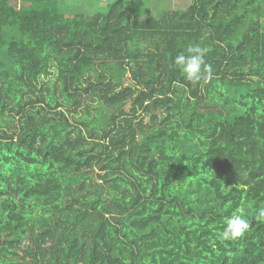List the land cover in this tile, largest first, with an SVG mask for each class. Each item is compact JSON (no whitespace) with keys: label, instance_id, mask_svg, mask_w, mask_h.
Segmentation results:
<instances>
[{"label":"trees","instance_id":"1","mask_svg":"<svg viewBox=\"0 0 264 264\" xmlns=\"http://www.w3.org/2000/svg\"><path fill=\"white\" fill-rule=\"evenodd\" d=\"M21 1L0 0V264H264V0ZM189 43L207 82L173 66Z\"/></svg>","mask_w":264,"mask_h":264},{"label":"clouds","instance_id":"2","mask_svg":"<svg viewBox=\"0 0 264 264\" xmlns=\"http://www.w3.org/2000/svg\"><path fill=\"white\" fill-rule=\"evenodd\" d=\"M208 49L198 43H189L187 47L173 58V66L183 76V79L192 85L207 82L213 77V67L205 59ZM178 86L183 85L177 82ZM254 218L264 223V207L255 211ZM250 230L249 220L243 209L227 217L222 229L216 234L221 244L235 242L244 238Z\"/></svg>","mask_w":264,"mask_h":264},{"label":"rangeland","instance_id":"3","mask_svg":"<svg viewBox=\"0 0 264 264\" xmlns=\"http://www.w3.org/2000/svg\"><path fill=\"white\" fill-rule=\"evenodd\" d=\"M8 1L17 6V8L27 5V3H22L21 0ZM61 1L62 0H52L51 2L53 5L55 4L58 11L62 13L78 12L85 14L97 12L102 11L103 8L101 7H104L107 3H115L118 5L119 10L127 11H130L133 6L136 5L141 13H147L154 18H158L164 12L173 13L176 11H185L192 3V0H126L128 3L120 0H64L65 5H62L61 3L63 2ZM62 6H64L65 9ZM262 22L264 24V20Z\"/></svg>","mask_w":264,"mask_h":264}]
</instances>
